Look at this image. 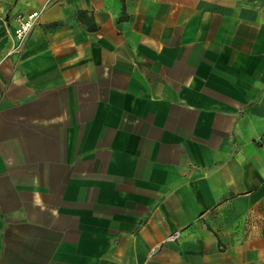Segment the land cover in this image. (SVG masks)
I'll return each mask as SVG.
<instances>
[{
  "label": "crops",
  "instance_id": "crops-1",
  "mask_svg": "<svg viewBox=\"0 0 264 264\" xmlns=\"http://www.w3.org/2000/svg\"><path fill=\"white\" fill-rule=\"evenodd\" d=\"M0 0V264H264V0Z\"/></svg>",
  "mask_w": 264,
  "mask_h": 264
},
{
  "label": "built area",
  "instance_id": "built-area-1",
  "mask_svg": "<svg viewBox=\"0 0 264 264\" xmlns=\"http://www.w3.org/2000/svg\"><path fill=\"white\" fill-rule=\"evenodd\" d=\"M49 3L50 0H47L39 9L33 10L26 15H20L16 18L17 26L14 30L13 43L7 55H20L24 51L32 29L39 22Z\"/></svg>",
  "mask_w": 264,
  "mask_h": 264
}]
</instances>
